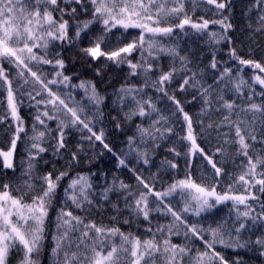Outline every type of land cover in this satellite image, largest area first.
<instances>
[{
    "label": "snow or ice",
    "instance_id": "snow-or-ice-1",
    "mask_svg": "<svg viewBox=\"0 0 264 264\" xmlns=\"http://www.w3.org/2000/svg\"><path fill=\"white\" fill-rule=\"evenodd\" d=\"M235 6L0 0V264H44L46 252L48 264H264V56L254 58L264 53V0H245L238 35ZM177 36H194L206 50L181 47ZM65 48L77 49L101 82L109 70L123 73L111 121L118 130L134 126L129 152L118 153L105 131L107 93L95 80L73 83L66 74ZM25 102L34 110L31 124L20 114ZM193 102L199 109L190 114L185 107ZM162 141L172 144L166 151L173 157L162 165L175 171L183 159L185 175L158 189L159 174L146 177L127 156L134 152L148 166ZM105 151L135 183L76 170ZM197 159L211 169L202 183L192 176ZM222 204L230 205L226 217L190 219ZM240 250L252 255L245 260Z\"/></svg>",
    "mask_w": 264,
    "mask_h": 264
},
{
    "label": "trees",
    "instance_id": "trees-1",
    "mask_svg": "<svg viewBox=\"0 0 264 264\" xmlns=\"http://www.w3.org/2000/svg\"><path fill=\"white\" fill-rule=\"evenodd\" d=\"M245 0H235V10H234V23L237 26V35L239 34V29L243 25V17L241 16V11L243 10ZM201 12H197L196 15L199 16ZM207 18V17H206ZM132 31L133 35H135L136 30H130ZM119 35V33H117ZM177 41L180 43L181 47H186V48H191L194 51L200 52V51H205L206 46L204 45L202 40H198L194 36H177L176 37ZM206 39V38H205ZM264 43V41H262ZM224 49V52L220 53V58L227 59V56L225 55V52L227 51V48L225 45H221ZM246 51V49H245ZM245 51L241 52V55H245ZM63 58L65 59L66 65H67V71L66 74L73 75V83H79L80 80H95L97 83V87L100 88L102 93H107L108 99L105 101L106 107L104 109L106 113L105 117V122H104V128L105 131L108 135V139L111 142V145L113 148L119 153L121 150L123 152L127 153L129 152V149L127 148V136L132 135L134 131V126L132 124H126L125 127L122 130H118L114 127L113 122L111 121V116L116 115V111L113 108L112 100L114 99L113 92L114 89L118 88L120 84L122 83V77L123 73L115 71V70H109L105 73L103 76L101 82V78L96 77L94 74V71L92 69H89L86 63H84L83 58L80 56L78 53V50L75 48H65L63 50ZM264 56V53L260 52L257 50L254 58L257 60H260L261 57ZM210 59L209 56L205 55L204 60L207 62V60ZM165 65V69L168 64L167 58L164 59L163 61ZM47 68V66H45ZM126 71V69H125ZM252 70L245 67L244 68V75L245 78H247L249 75H251ZM79 91V95L77 96V99H80V97L83 95V92ZM0 98H2V95H0ZM188 99L190 100L191 97L189 96ZM166 102H160L158 104V107H160L162 110L165 108ZM199 109V106L196 102H193L191 104H186L185 110L188 111L190 114H195ZM34 113L33 109H30L28 107L27 102L21 107L20 109V114L22 117H24L25 121L27 124H31L32 122V114ZM167 114V113H166ZM54 126V124H53ZM3 126H0L2 128ZM3 139V133L0 132V140ZM78 139V133H73L72 136L70 137L71 144L74 146L76 143V140ZM199 142V141H198ZM162 146L161 148L157 149L155 153L150 154L151 156V164L148 166H144L142 162H137L135 153H130L127 156V159L131 161V166L141 168L144 172V175L147 177L149 176L150 173H158L159 179L157 181V188L159 189L161 187V183L163 182L164 186H167V183H171L172 180L179 179V178H184L185 175V169H184V163L183 159H179L180 163V168L175 171H170L167 169L166 165H162V161L167 158V159H172V155L166 151L168 147H171L172 144L169 143L168 141H162L161 142ZM4 145L0 143V147H3ZM203 146V145H202ZM178 150H179V145H177ZM100 146L97 143L96 145V150H99ZM21 156L23 155V148L20 146L19 148ZM20 156L17 157L16 163L19 164L20 161ZM46 159H52L49 154H45ZM63 161L57 160L56 161V166L59 167ZM116 160L114 157L111 156V154L107 153L105 151L103 156H100L98 160H96L94 163L89 164L87 162L82 163L81 165L77 166V171L81 172H87L89 169L93 172H98V171H104L107 172L108 179L111 180L112 174L115 173L120 176L121 179L125 180V182L128 183H135V181L131 177V173L127 171V169H120L119 171L116 170ZM42 171H47L51 165H46V166H41ZM19 172V169L17 170ZM210 166L206 164V162H201L200 160L194 161L193 164V169H192V176L193 179L196 180L198 183H202L201 181V175L202 173H207L210 172ZM11 172H9V176H11ZM219 190V189H218ZM230 205H219L215 209H212L210 212L202 213L201 217H195V216H190V219L195 221L197 219H202L203 222L205 223H211L212 220L214 219H220L223 217H226L228 212H229ZM111 213V209H109V214ZM55 215V208L50 212V216ZM107 218V217H105ZM171 218H162L160 222L164 223L167 220H170ZM155 223V221H154ZM122 230L124 231H133L136 234H142L143 228L137 229L136 225H133L131 229L128 228L126 225H121ZM174 242L176 243H182L183 238L182 237H174ZM196 247H202L200 241L195 242ZM217 250H221L219 247ZM223 253L226 256H232V250L230 249H223ZM240 255L247 260L252 253H248L245 250H240ZM12 264H15V258L12 260ZM44 264H48V259H47V252L45 253V260ZM250 264H256V262H250Z\"/></svg>",
    "mask_w": 264,
    "mask_h": 264
}]
</instances>
